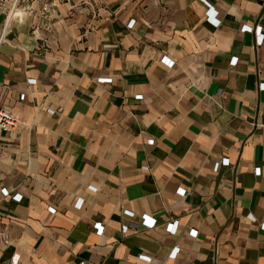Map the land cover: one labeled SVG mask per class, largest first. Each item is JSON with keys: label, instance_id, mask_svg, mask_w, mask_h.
Returning a JSON list of instances; mask_svg holds the SVG:
<instances>
[{"label": "crops", "instance_id": "0c3cea01", "mask_svg": "<svg viewBox=\"0 0 264 264\" xmlns=\"http://www.w3.org/2000/svg\"><path fill=\"white\" fill-rule=\"evenodd\" d=\"M33 23L0 47L21 121L0 133V264H264V0H62L45 44Z\"/></svg>", "mask_w": 264, "mask_h": 264}, {"label": "built area", "instance_id": "2783aa9c", "mask_svg": "<svg viewBox=\"0 0 264 264\" xmlns=\"http://www.w3.org/2000/svg\"><path fill=\"white\" fill-rule=\"evenodd\" d=\"M62 0H0V47L6 43L7 37L11 32L12 23L14 21L24 22L27 16H30L36 20V23H33L31 34L36 39L43 41L44 44L47 43V40L43 38L41 33L42 26H46L47 29L49 27L46 24V20L48 17L49 12ZM39 3V9H35L33 7L34 3ZM2 19V20H1ZM207 19L213 23L216 27L220 25V21L216 18V14L212 11L209 12V16ZM38 20V22H37ZM134 24V21L129 23L130 26ZM243 31H252L250 27H243ZM257 34L259 35V40L257 43L261 45L263 43V35L261 34V28L259 27L256 30ZM162 63H164L167 67L172 68L174 66V62L168 59L167 57L162 58ZM112 79H99V83H106L111 82ZM34 83V80H31ZM261 88H264V84H261ZM21 98H24L22 95ZM21 126L20 119L9 109L0 108V133L3 132H12L17 130ZM264 131V127H263ZM224 163H228L227 160H224ZM218 164H216V169H218ZM254 173L256 175L260 174V168L257 167L254 169ZM1 193L4 197L10 196L11 199L15 202H20L22 200V195L19 193L11 194L10 191L6 188L1 189ZM127 214L133 215L130 211H126ZM143 223H145L149 228H154L156 226L155 221L150 219L147 216L143 217ZM96 233L98 235H102L104 233V226L100 223L94 226ZM137 228L136 224L125 225L122 226V233L128 234L129 231ZM178 229V222L175 221L174 223H170L166 230L170 231V233H176ZM190 236L196 237L197 231L192 230L190 231ZM175 251V250H173ZM174 253V252H173ZM172 255V254H171ZM141 261L149 262L151 259L147 256L141 255ZM16 262H12L15 264Z\"/></svg>", "mask_w": 264, "mask_h": 264}]
</instances>
